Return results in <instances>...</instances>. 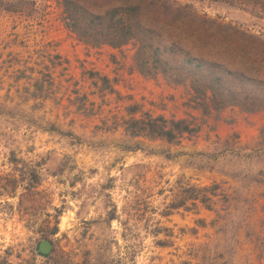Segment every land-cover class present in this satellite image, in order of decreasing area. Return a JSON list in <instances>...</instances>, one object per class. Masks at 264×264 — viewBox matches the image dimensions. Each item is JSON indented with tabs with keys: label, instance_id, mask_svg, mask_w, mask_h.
I'll return each mask as SVG.
<instances>
[{
	"label": "rangeland",
	"instance_id": "374dc122",
	"mask_svg": "<svg viewBox=\"0 0 264 264\" xmlns=\"http://www.w3.org/2000/svg\"><path fill=\"white\" fill-rule=\"evenodd\" d=\"M39 1L0 16V264H264V110L204 117L188 85L138 71L134 42L87 45L59 2ZM178 1L264 36L260 5ZM133 107L199 129L174 142L134 137ZM192 185H217L219 219L191 200L165 215ZM43 238L49 258L36 253Z\"/></svg>",
	"mask_w": 264,
	"mask_h": 264
},
{
	"label": "trees",
	"instance_id": "16d2710c",
	"mask_svg": "<svg viewBox=\"0 0 264 264\" xmlns=\"http://www.w3.org/2000/svg\"><path fill=\"white\" fill-rule=\"evenodd\" d=\"M56 1L63 8L64 24L79 40L92 47L108 45L118 49L134 42L138 71L152 78L161 75L170 84L188 85L191 102L202 116L219 115L233 106L248 113L264 110V36L203 14L193 4L178 0ZM229 1L248 2L264 9V0ZM38 4L39 0H0V16L5 11L24 14L30 5ZM49 54L63 59L56 49ZM49 78L52 82V73ZM35 80L39 82L40 78ZM139 111L133 107L125 122V130L134 137L174 142L199 129L187 118L137 117ZM29 174L33 184L40 183L37 170ZM216 189L217 185L183 187L180 200L171 203L165 215L181 207L189 209L187 200L192 201L194 210L202 205L217 212ZM22 199L34 202L27 194ZM218 219L212 221L214 226ZM197 224L206 226L207 222L198 219Z\"/></svg>",
	"mask_w": 264,
	"mask_h": 264
},
{
	"label": "water",
	"instance_id": "95a60500",
	"mask_svg": "<svg viewBox=\"0 0 264 264\" xmlns=\"http://www.w3.org/2000/svg\"><path fill=\"white\" fill-rule=\"evenodd\" d=\"M53 241L50 238L40 239L36 244V253L44 258H49L53 251Z\"/></svg>",
	"mask_w": 264,
	"mask_h": 264
}]
</instances>
